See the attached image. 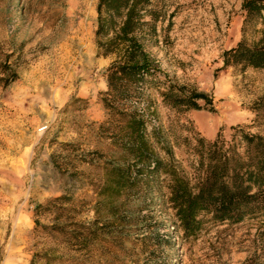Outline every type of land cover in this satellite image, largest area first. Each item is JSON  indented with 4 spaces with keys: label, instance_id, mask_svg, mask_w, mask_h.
<instances>
[{
    "label": "rangeland",
    "instance_id": "374dc122",
    "mask_svg": "<svg viewBox=\"0 0 264 264\" xmlns=\"http://www.w3.org/2000/svg\"><path fill=\"white\" fill-rule=\"evenodd\" d=\"M98 0H0V264H264V221L203 213L186 235L169 204L147 194L112 213L99 200L110 151ZM141 42L155 71L139 102L149 126L176 124L228 137L231 126L264 133L252 107L264 101V70L223 67L241 37V0H154ZM212 97L214 111L175 112L168 83ZM178 159L187 157L175 148ZM153 195V196H152ZM97 210V211H96ZM97 220L96 224L92 223Z\"/></svg>",
    "mask_w": 264,
    "mask_h": 264
},
{
    "label": "trees",
    "instance_id": "16d2710c",
    "mask_svg": "<svg viewBox=\"0 0 264 264\" xmlns=\"http://www.w3.org/2000/svg\"><path fill=\"white\" fill-rule=\"evenodd\" d=\"M153 1L98 0L96 5L98 53L113 56L105 68L107 90L102 101L106 117L99 126L115 148L103 169L99 203L112 213L115 209L130 212L135 198L161 195L186 235L200 228L203 213L221 221H264V133L236 125L228 137L218 133L207 139L198 131L177 135L174 122L149 126L155 108L139 101L143 84L155 69L141 32L148 24L146 15L155 19L148 10ZM241 8V37L223 51V67L264 70V0H241ZM160 96L164 106L175 112L214 111L212 97L196 88L170 82ZM252 110L256 119H264V101ZM181 146L185 161L176 156L175 148Z\"/></svg>",
    "mask_w": 264,
    "mask_h": 264
}]
</instances>
